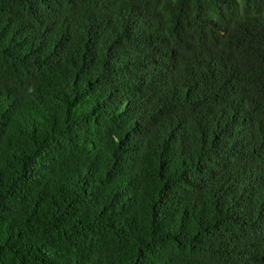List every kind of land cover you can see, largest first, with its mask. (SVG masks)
I'll return each instance as SVG.
<instances>
[{"label": "trees", "instance_id": "trees-1", "mask_svg": "<svg viewBox=\"0 0 264 264\" xmlns=\"http://www.w3.org/2000/svg\"><path fill=\"white\" fill-rule=\"evenodd\" d=\"M0 264H264V0H0Z\"/></svg>", "mask_w": 264, "mask_h": 264}]
</instances>
